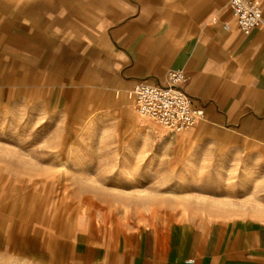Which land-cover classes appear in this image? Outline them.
I'll return each instance as SVG.
<instances>
[{
    "label": "crops",
    "instance_id": "obj_1",
    "mask_svg": "<svg viewBox=\"0 0 264 264\" xmlns=\"http://www.w3.org/2000/svg\"><path fill=\"white\" fill-rule=\"evenodd\" d=\"M252 1L264 21V0ZM0 59V84L41 81L49 101L67 84L91 83L99 107L180 70L205 115L187 131L264 153V24L244 34L230 0H0ZM58 241L59 264H264V221L121 229L90 217Z\"/></svg>",
    "mask_w": 264,
    "mask_h": 264
},
{
    "label": "rangeland",
    "instance_id": "obj_2",
    "mask_svg": "<svg viewBox=\"0 0 264 264\" xmlns=\"http://www.w3.org/2000/svg\"><path fill=\"white\" fill-rule=\"evenodd\" d=\"M70 85L48 101L41 81L0 84V264H59L60 232L90 217L264 221V153L216 132L159 137L129 92L99 107L100 87Z\"/></svg>",
    "mask_w": 264,
    "mask_h": 264
},
{
    "label": "built area",
    "instance_id": "obj_3",
    "mask_svg": "<svg viewBox=\"0 0 264 264\" xmlns=\"http://www.w3.org/2000/svg\"><path fill=\"white\" fill-rule=\"evenodd\" d=\"M230 5L232 18L244 34L264 24L256 1L230 0ZM226 28L229 29V26L226 25ZM186 80L182 71L171 70L163 85L135 84L132 93L136 111L176 133L193 128L204 117V110L194 107L192 99L182 90Z\"/></svg>",
    "mask_w": 264,
    "mask_h": 264
},
{
    "label": "bare ground",
    "instance_id": "obj_4",
    "mask_svg": "<svg viewBox=\"0 0 264 264\" xmlns=\"http://www.w3.org/2000/svg\"><path fill=\"white\" fill-rule=\"evenodd\" d=\"M130 95V99L132 100L133 102V106H134V110L136 111V106H135V96L134 94L132 93V91H130L128 93ZM127 110H129V108H127ZM136 113L139 115V120H138V124L141 125V126H151L154 130V132L159 136V137H169L170 135H173V134H177L176 132L172 131V130H169L167 129L166 127H164L163 125H160L158 123H155L153 121H151L150 119L146 118V117H143L141 116L137 111ZM205 116V115H204ZM204 117L198 121V123L196 125H200L201 124V121H203ZM140 126V127H141ZM181 136V135H180ZM85 217V216H84ZM84 221V220H83ZM80 224V223H79ZM87 223H85L86 225ZM84 225V226H85ZM69 228V227H68ZM76 229V228H75Z\"/></svg>",
    "mask_w": 264,
    "mask_h": 264
}]
</instances>
